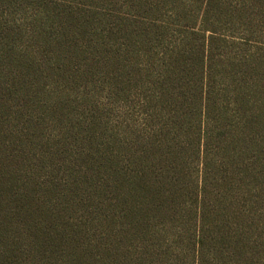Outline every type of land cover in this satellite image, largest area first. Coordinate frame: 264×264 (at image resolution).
Instances as JSON below:
<instances>
[{
	"label": "rangeland",
	"instance_id": "1",
	"mask_svg": "<svg viewBox=\"0 0 264 264\" xmlns=\"http://www.w3.org/2000/svg\"><path fill=\"white\" fill-rule=\"evenodd\" d=\"M0 264H264V0H0Z\"/></svg>",
	"mask_w": 264,
	"mask_h": 264
}]
</instances>
